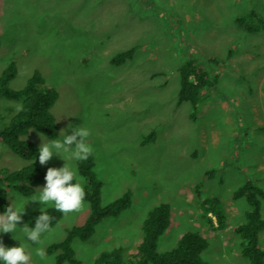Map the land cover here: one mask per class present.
<instances>
[{
	"label": "rangeland",
	"instance_id": "374dc122",
	"mask_svg": "<svg viewBox=\"0 0 264 264\" xmlns=\"http://www.w3.org/2000/svg\"><path fill=\"white\" fill-rule=\"evenodd\" d=\"M251 13L258 18L253 23L264 21V0H0V76L14 63L10 87L20 90L38 72L58 91L52 109L58 132L83 122L90 129L102 206L131 193L122 214L103 219L88 240H72L80 264H95L101 253L117 248L130 262L143 240L145 219L162 203L170 205L171 221L158 253L198 232L209 241L207 264H250L235 232L249 205L233 195L248 179L264 190V32L249 33L236 22ZM132 49L131 59L112 63ZM193 58L214 78L196 108L178 104L180 68ZM211 58L220 62L209 63ZM22 102L0 99V130ZM32 130L21 139L38 148L40 132ZM32 163L0 140V178ZM69 163L77 168L78 161ZM33 164L45 176L47 168L64 161L54 156L44 165L38 159ZM12 191L21 193L8 194ZM212 197L223 203V229L215 218L209 223L202 216V201ZM41 207L29 202L25 213ZM90 213L84 202L45 234L41 246L50 264L57 262L48 248L82 226ZM261 214L264 218V200ZM0 239L7 247L19 244L10 233ZM260 246L264 249V232ZM30 252L33 264H45L34 247Z\"/></svg>",
	"mask_w": 264,
	"mask_h": 264
},
{
	"label": "trees",
	"instance_id": "16d2710c",
	"mask_svg": "<svg viewBox=\"0 0 264 264\" xmlns=\"http://www.w3.org/2000/svg\"><path fill=\"white\" fill-rule=\"evenodd\" d=\"M257 16L251 13L248 16L237 18V24L249 33L264 32V21L253 23ZM135 50L116 55L112 63L121 65L131 59ZM220 59L211 58L209 63L217 64ZM17 74L16 66L11 63L0 76V99L23 100L22 108L12 119L11 123L0 130V140L14 154L33 162L37 146L21 139L28 132L35 129L54 138L58 133V126L52 112L59 98L58 91L46 86L42 76L35 72L28 80L24 88L13 90L11 81ZM180 90L178 104L190 102L196 108L200 102L201 91L213 82L210 71L197 58L189 59L180 68ZM194 116V115H193ZM264 130V127L261 128ZM152 135L148 136L150 139ZM94 158L91 154L88 159L78 161L77 169L85 179L84 202L91 207V213L82 226L73 227L61 242L51 245L48 253L55 256L57 264H80L75 258L72 247L74 238L88 240L94 233L96 226L107 217H118L131 205V193L126 192L116 201L107 206L101 204L102 182L94 172ZM44 173L35 164L12 172L5 171L0 178V211L8 206L7 197L10 189L19 191L24 195L36 192V189L44 181ZM6 186V187H5ZM234 199L245 198L249 208L245 212L246 221L236 227V234L242 239V258L250 264H264V249L260 246V234L264 232V218L261 214V203L264 200V190L259 188L252 180H247L234 192ZM202 216L209 223L213 218L218 223V229L226 225V213L222 201L217 197L206 198L201 203ZM51 220V227L55 226L62 218V214L54 208L46 209ZM39 211L25 213L21 223L31 224ZM171 207L168 203H162L154 207L148 214L143 224V240L138 246L136 254L130 262L126 263L122 250L117 248L101 253L95 264H207L203 255L209 247V241L198 232H188L179 240L177 246L169 252L158 253L157 244L160 237L169 227L171 221ZM33 264V262H32Z\"/></svg>",
	"mask_w": 264,
	"mask_h": 264
},
{
	"label": "clouds",
	"instance_id": "9594fccd",
	"mask_svg": "<svg viewBox=\"0 0 264 264\" xmlns=\"http://www.w3.org/2000/svg\"><path fill=\"white\" fill-rule=\"evenodd\" d=\"M83 124L84 122L75 127L69 124L51 139H44L49 136L42 132L38 133L41 143L33 163L38 159L39 163L44 165L55 156L62 159L64 164L59 168H47L45 184L35 188L39 189L38 192L28 196L15 191H12L10 195L5 194L10 203L3 208V211H0V234H12V239L19 244L7 247L0 239V264H32L30 248L33 247L35 256L45 261V264H50L45 248L41 246L45 234L53 231L50 223L52 217L46 208L52 207L62 215H67L84 206L83 180L79 176L78 169L69 163V161L86 160L93 152V147L87 140L91 134L90 129ZM29 202H39L42 207L31 224L28 222L21 226L19 222L23 220L25 206Z\"/></svg>",
	"mask_w": 264,
	"mask_h": 264
},
{
	"label": "crops",
	"instance_id": "0c3cea01",
	"mask_svg": "<svg viewBox=\"0 0 264 264\" xmlns=\"http://www.w3.org/2000/svg\"><path fill=\"white\" fill-rule=\"evenodd\" d=\"M244 146V144H242V147ZM263 170V169H262ZM262 170H258L257 172H260V171H262ZM244 175H247L248 173L247 172H245V173H243ZM248 180H252V179H248ZM247 181V180H246ZM253 181V180H252ZM254 182V181H253ZM262 189V188H261ZM263 190V189H262Z\"/></svg>",
	"mask_w": 264,
	"mask_h": 264
},
{
	"label": "bare ground",
	"instance_id": "6f19581e",
	"mask_svg": "<svg viewBox=\"0 0 264 264\" xmlns=\"http://www.w3.org/2000/svg\"><path fill=\"white\" fill-rule=\"evenodd\" d=\"M16 115V114H15ZM15 117V116H14Z\"/></svg>",
	"mask_w": 264,
	"mask_h": 264
}]
</instances>
